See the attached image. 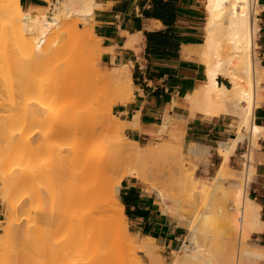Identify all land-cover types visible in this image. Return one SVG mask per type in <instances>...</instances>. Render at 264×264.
I'll list each match as a JSON object with an SVG mask.
<instances>
[{
  "label": "bare ground",
  "instance_id": "6f19581e",
  "mask_svg": "<svg viewBox=\"0 0 264 264\" xmlns=\"http://www.w3.org/2000/svg\"><path fill=\"white\" fill-rule=\"evenodd\" d=\"M48 1L52 3V7L24 8L21 0H0L2 32L21 31L22 34L18 37L15 47L21 51L34 43L29 33L31 25L52 30L59 37L64 38L59 50H63L65 56V61L62 62L66 80L74 69H80L84 74L83 80L90 83L95 79L96 74L92 70L88 71V68L93 59L96 61L101 59L105 50L102 46L103 40L94 31L96 39H89L87 33L90 34V30V33L87 29L81 30L78 20L74 21L73 17H81L84 20L94 19L95 9L101 4L97 0ZM261 9L259 0H208L205 41L199 52L193 50L192 46L184 48L188 57L200 55L201 63L207 69L206 81L187 96L191 110L208 115H233L239 119L238 136L220 144L219 151L223 160L210 182L200 181V184H197L195 173L185 170L181 161L169 165L171 175L178 176L179 187L184 192L200 189L203 192L213 191L212 194L216 190L219 194L220 190L225 193L227 188L223 187V180L234 175L229 161L238 144L245 138L244 133L250 131L249 138L256 145L263 133V127L254 122L255 109L264 101L260 90L264 89L262 85L264 67L261 66L257 55L256 42L261 31V19L258 17ZM226 39L232 41L231 46H227ZM88 52L91 53L92 59ZM129 66H115L108 72L97 66L94 70L95 73L102 74L99 79L117 82L119 91L115 99L117 103L130 101L134 97ZM221 77L229 80L230 85L221 83L219 80ZM52 94L51 91H41L25 96L26 98L22 100L24 106H21V103L14 104L6 110L8 114L4 115L5 123L3 122V125L0 123V190L3 195V207L9 213L8 220L0 224V264H145L132 255L131 251L138 249L147 253L150 258L149 264H163L160 247L155 238L131 236L128 217L124 214L125 206L120 198V188L123 181L131 177L155 189L165 215H177L175 208H172L173 204L171 206L169 204L170 200L174 202L176 200L164 188L153 182L151 176L153 173L150 174L151 169L148 170L146 166L149 157L143 152L147 149L142 148L138 141L131 139L133 145L120 148L122 154H127L124 158V164H127L125 166L121 162L114 163L112 160V146L108 143V138L97 134L93 138L88 136L89 131L94 127H102L107 131L115 130V127L119 128L112 120L92 121L84 127L83 134L86 137L82 138L79 147L75 149L70 147L71 151L68 150L69 152L67 151L68 153L62 157V160H65L63 163L66 162L65 165L63 164L65 169L53 186L47 188V195L51 199L65 193L60 197L63 200L53 201L43 208L36 207L38 206L35 205L36 201L42 198L43 193L35 185L26 187L31 185L38 173L35 168L23 169V166L18 165L13 158L14 123L21 120L30 128L37 127V129L49 124L47 122L50 120L49 114L52 110L46 102L54 97ZM112 106L110 104V113ZM104 112L103 110L101 114ZM168 121L164 123L160 137L173 126ZM117 122L122 126V131L128 126V122L121 119ZM179 136L180 134L175 133L176 138ZM177 149L182 154V146L176 143L170 145L162 143L148 151L150 150L149 154L153 160L156 157H170L172 151ZM245 166V184L240 183L236 191L238 200L240 202L243 200L241 206L243 225L239 229V221L236 218H231L232 220L227 222V229L224 230L226 236H223L222 240L225 246L227 244L231 246L230 242L233 238L230 240V237L237 234V230L238 232L241 230L242 235L244 232L249 237L251 232L262 229V207L248 193L251 175L253 176L256 171L252 155L245 162ZM121 171L122 178H117V174ZM31 178L33 181L30 180ZM176 205L179 207L180 204L177 202ZM222 212L221 215L225 218L230 215L225 210ZM211 214V212L207 213L208 218L201 215L200 218L193 216L189 219L188 233L184 242L175 252V258L167 264H193V262L217 264L208 258L200 245L202 239L199 240L200 226L211 220ZM179 217L182 220L187 218L185 214H180ZM198 220L201 222L198 223ZM224 231L222 234H225ZM226 252L222 257L226 256L228 259ZM244 257L263 260L264 249L257 248L254 251L245 249ZM230 261L232 259L222 262L227 264L231 263Z\"/></svg>",
  "mask_w": 264,
  "mask_h": 264
},
{
  "label": "crops",
  "instance_id": "0c3cea01",
  "mask_svg": "<svg viewBox=\"0 0 264 264\" xmlns=\"http://www.w3.org/2000/svg\"><path fill=\"white\" fill-rule=\"evenodd\" d=\"M97 2L101 5L95 9L94 32L103 40L105 49L97 63L107 69L130 65L133 79L134 97L114 107V113L128 122L125 133L138 142L150 141L157 135L160 137L164 123L169 120L173 126L163 135L177 128L187 150L203 157V172L219 168L223 160L220 144L238 136V125L233 126V115L193 112L187 99L188 94L207 79L206 67L197 58L188 57L184 50L186 46L197 48L205 41L207 11L203 0ZM21 3L24 8L49 6L48 0H21ZM259 4L262 25L258 56L264 67V0H259ZM262 96L264 99V89ZM254 114V122L263 127V133L255 147L249 139L240 142L229 166L234 172L242 171L247 161L245 157L254 158L256 171L248 193L262 207V229L253 231L250 236L253 235L255 247L264 249V101ZM120 198L135 233L155 238L161 248L163 264H167L180 245L183 227L169 220L161 210L157 195L135 179L123 181ZM2 214L0 198V217Z\"/></svg>",
  "mask_w": 264,
  "mask_h": 264
},
{
  "label": "rangeland",
  "instance_id": "374dc122",
  "mask_svg": "<svg viewBox=\"0 0 264 264\" xmlns=\"http://www.w3.org/2000/svg\"><path fill=\"white\" fill-rule=\"evenodd\" d=\"M207 1L208 0H203L205 9ZM49 6L52 7V3L50 1ZM53 11L54 9H52V12ZM258 17L261 19V11ZM73 20H78V25L81 30L87 29L88 32L90 30L91 33H87L89 39H96L94 34L95 32L93 33L94 19L84 20L81 17L77 18V16H74ZM1 22L2 19H0V123L2 125L5 123L4 115L8 114L6 110L11 108L14 104L21 103V106H24L22 100H24L23 98L25 96L33 95L41 91H51L54 94H52L54 97L46 102L47 106H49V108L52 110V112L49 114L50 120L47 122L49 124L42 125L39 127V129H37V127L30 128L21 120H18L14 123L15 130L13 158L18 162V165L23 166V169L30 167L35 168L37 171L38 175L34 177V181L32 180L33 178L30 179L33 182L29 181L31 182V185H27L26 188L34 187V185L40 188L43 196L39 201H36L35 205H38L36 207L43 208L52 204L53 201L58 202L63 200V198L60 197L64 196L65 193H61V195L54 196V199H51V197L47 195V188L49 186H53L55 180L65 169L63 164L66 162L63 163L65 160H62V157H64V155L69 152L68 150L71 151V149L79 147L82 138L86 137V135L83 134V130L87 124L92 121L112 120V122L115 123V126L119 127H112L116 131L113 129H109L107 131L102 127H94V129H91L88 134V136L91 138L97 134L109 139L108 143H110L112 146V160L114 163L121 162L122 165H125L124 158L127 156V154H122V152H120V148L129 147L131 144L133 145L134 143L132 140L134 139L125 133L126 129L122 131V126H119L120 124L117 122L120 120V115H116V113H114V107L117 104H120L115 101L117 95L119 94L117 82L113 80L111 82H109V80H101L99 77L102 74L100 72H94L97 66H100L105 72H108L110 69L102 67L97 63L96 60L93 59L88 71L92 70V72L96 75L95 79H93L90 83L83 80L85 79L84 74L83 72H80V69H74L73 72L68 75V80H66L63 73L64 65L62 62L65 61V56L63 55V50H59V46L64 43V38L62 39L61 36L59 37L58 34L54 33L48 28L31 25L29 33L31 38L34 40V43L20 51L15 47L18 42V37L22 34V32L8 31L7 33H3L1 30ZM261 22L260 26L262 25ZM259 36L260 33L256 40L258 43L257 55L259 51ZM225 43L227 46L232 45V41L228 39H226ZM201 45H199L197 48H193V50L199 52L202 47ZM88 53L85 55L87 56ZM89 54L91 55V53ZM193 57L197 58L201 62L200 55H195ZM79 72L81 73V76L79 75ZM219 80L221 83L230 85L229 80L224 77H221ZM76 82H78V84ZM260 90H263V88ZM67 91H69L68 95L66 93ZM110 104L113 105L111 108V113L109 111ZM103 110L105 112L104 114H101ZM232 117L234 119L233 126L238 125V119L234 116ZM175 133L179 135L180 131L174 127L166 135L161 136L160 138L162 139H160L157 135V137H154L150 141L142 140L139 143L142 148L145 150L147 149L143 152L145 155L147 154L146 157H149V160L147 159L146 161V166L148 170L149 168L151 169L149 173L154 174H151L153 182H156L160 188H164V190H166L168 194L171 195L172 198H175V200L180 204L178 207V205H176V201H169L170 206L173 204L172 208H175L177 215L172 216L165 215L163 213L174 224L183 227L180 245L178 246L177 250L181 248L184 238L188 233L189 219H191L193 216L195 218H200L201 215L206 217L207 213L211 212V220L207 221L206 223H202V226L198 225V227H201H199L201 231L198 228L200 231L199 233L201 234V238L199 237V240L202 239L200 241L201 248L204 249L205 254L209 256L208 258L210 260L215 261L217 264H226L224 262L230 259H232V261H230L231 263L227 264H264V260L258 262V260L255 258L244 257L245 249L252 251L257 249V247H255L256 244L253 239V235L248 237L243 232V236L242 231L239 230L238 232L237 230V234L235 233L230 237V240L233 238L230 242L231 246L230 244L225 246V244H223L224 241L222 242L223 236H226V231L224 230L227 226V222L232 220L231 218H236V220L239 221V229H241V225H243L241 211L243 200H241V202L238 200L236 191L240 183L245 184L244 175L246 172V166L244 165L242 171L236 170L233 177H229L230 179L227 178L223 180V187L225 186L227 188L225 193L220 190L222 194H219L216 190L215 193L217 194H212L213 191L212 193L203 192L200 189L184 192V190L179 187L177 181L178 176L176 177L171 175L169 165L175 163L177 164L179 161H181L185 166V170L190 173H195V181L197 184H200V181L210 182L214 174H216L218 167H214L211 171H206V173L203 172L201 169L203 157L188 151L184 146L183 136L180 134V136L176 138ZM244 134L245 138L242 141L245 139L250 140V131H246ZM173 142H176V144L182 146V154H180V151L177 149L172 151L173 153L170 157H156L152 160L150 157L151 154H149L150 150L148 151V149H152L155 145L160 146L162 143L163 145H170ZM150 143L151 145H148ZM251 145L252 147H255L256 143L251 141ZM70 147L71 149H69ZM117 178H122V171L117 174ZM251 178L253 179L252 175ZM126 179L132 178L127 177ZM142 186L149 188V192L155 196L157 195L155 189L148 187V185L145 184H142ZM0 198L1 201H3L1 190ZM162 207L163 206L161 204V210ZM223 210H225L226 213H230L227 218L221 215ZM180 214H185V217L187 218L182 220L179 217ZM8 218L9 213H7L3 207V214L0 217V224L7 221ZM197 222L199 223L201 221L198 220ZM203 226H205V228ZM129 229L133 238L139 237V235L135 233V229L133 228L130 221ZM223 231L225 234H222ZM228 235L230 236V234ZM242 237L244 238L242 239ZM223 247L225 248V251L223 250ZM226 249L229 256L228 259L226 256L222 257L224 252H226ZM131 252L132 255L136 257V259L138 258L145 264L150 263V258L147 256L145 251L138 249ZM159 252L161 254V248L159 249ZM175 252L176 251H174L173 254L168 258V262L175 258ZM239 252H241V254H239ZM193 264L197 263L193 262ZM204 264H206V262Z\"/></svg>",
  "mask_w": 264,
  "mask_h": 264
},
{
  "label": "built area",
  "instance_id": "2783aa9c",
  "mask_svg": "<svg viewBox=\"0 0 264 264\" xmlns=\"http://www.w3.org/2000/svg\"><path fill=\"white\" fill-rule=\"evenodd\" d=\"M246 158V160H248V158H249V155H247V157H245Z\"/></svg>",
  "mask_w": 264,
  "mask_h": 264
}]
</instances>
